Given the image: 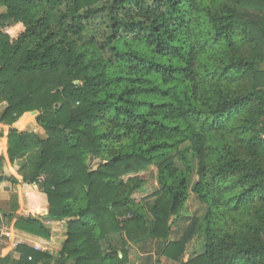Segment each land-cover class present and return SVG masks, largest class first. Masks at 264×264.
<instances>
[{"label": "trees", "instance_id": "trees-1", "mask_svg": "<svg viewBox=\"0 0 264 264\" xmlns=\"http://www.w3.org/2000/svg\"><path fill=\"white\" fill-rule=\"evenodd\" d=\"M0 10L6 157L27 158L6 180L47 209L19 216L13 205L4 218L16 231L60 238L58 264H129L123 238L159 241L173 264H264V0H0ZM29 116L45 139L14 128ZM152 167L149 224L134 195ZM191 196L205 215L172 240ZM193 238L201 251L185 261ZM14 252L0 264L56 260Z\"/></svg>", "mask_w": 264, "mask_h": 264}, {"label": "rangeland", "instance_id": "rangeland-1", "mask_svg": "<svg viewBox=\"0 0 264 264\" xmlns=\"http://www.w3.org/2000/svg\"><path fill=\"white\" fill-rule=\"evenodd\" d=\"M2 10H0L1 14ZM35 117L36 116H29L27 117L20 125L15 124L14 128L18 129L19 131L22 132H27V133H36L38 134L42 139H45V135L43 134L42 130L38 128L35 124ZM7 128V127H6ZM4 135L3 129H0V138H3L2 136ZM2 147L0 143V153H1ZM4 157V158H3ZM27 158L18 160L15 164L10 165L9 161L5 156L2 154L0 156V177H3L4 180L0 183V191L3 190L2 187H4L5 182L7 183L8 178H15V179H20V174L19 170L20 167L25 165V161ZM98 163V160L92 161L89 165L91 166V170H95V165ZM156 176H157V171L156 168H151L149 171L145 173L139 174V178L143 180L144 185L139 193H136L134 195V198L137 202H140L144 205L145 207V212H146V217L149 219V224L152 222L151 220V208L154 206L155 200H156V193L159 189L157 182H156ZM7 179V180H6ZM11 186V194L7 197V200H1L0 196V227L4 226L5 228L9 229L10 225L12 223L11 219L4 218L6 217L4 213H11V208L13 205L17 204L19 206L17 214L20 215H25L31 210H36L41 217L44 218L46 214V206H36V208L29 206L26 200L27 196H24V192L28 193H35L34 190L30 189H21V185L13 186L11 183H9ZM21 195V200L18 197V193ZM15 191V192H14ZM26 192V193H27ZM1 195V192H0ZM39 201V200H38ZM21 202V204H20ZM30 207V209H29ZM186 210L187 214L185 219H178L176 220L175 224L172 225V235L171 239L172 240H177L180 235L184 234V231L190 227V224L194 222V220H197L199 217H203L206 212V208L202 207L196 199L191 196V199L188 201L186 204ZM44 224H47L46 219H41ZM174 220V218L172 219ZM9 232V230H8ZM179 235V236H177ZM10 237L8 239L9 243H7V248L8 250H5L3 252V257L5 258H15L17 259V255L14 252L15 248H12V243H15L16 246L20 244H25L31 247L34 250V246L38 245L40 247V252H48L50 253L56 260L53 262V264H58L57 259L59 258V252L61 251V244H60V238L58 240H54L53 242L47 241H33L28 239L26 236H21L18 237L17 235L10 234ZM126 247L128 248V262L129 264H173L171 262L166 261L163 257H161L160 254V243L159 241H154L150 239H143L137 243H132L131 241L127 240V242L124 240ZM109 240L112 242V244L116 247L118 251L121 250L122 248V237L113 235L109 237ZM10 246V248H8ZM201 239L198 238H193L191 241L188 243L187 248H186V253H185V261L188 260L189 258H192L198 254L201 249ZM64 264H74L73 262H65Z\"/></svg>", "mask_w": 264, "mask_h": 264}, {"label": "crops", "instance_id": "crops-1", "mask_svg": "<svg viewBox=\"0 0 264 264\" xmlns=\"http://www.w3.org/2000/svg\"><path fill=\"white\" fill-rule=\"evenodd\" d=\"M4 108H5V105H1L0 106V114H1V112L4 110ZM3 129V132H4V135L2 136L3 138H0V143H1V147H2V150H1V153H0V156H2V154L5 156V158H7L6 157V134H7V132H8V128H6V126H4V125H2V124H0V129ZM4 158V157H3ZM11 185L7 182H5V185H4V187H2V189L3 190H1L0 192H1V200H4V201H6L7 200V197L11 194V190H13V188L11 189V187H10ZM18 187V186H17ZM21 189H23L22 187H20ZM15 192V191H14ZM22 191L20 190V192H17L18 193V197H19V199L21 200V195H20V193H21ZM21 197V198H20ZM20 204H21V202H20ZM10 227H11V230L13 231V235H17L18 237H21V236H26L28 239H30V240H33V241H43V242H46V243H48L47 241H45V240H43V239H40V238H37V237H34V236H31V235H28V234H25V233H22V232H19V231H16L14 228H13V222L11 223V225H10ZM49 244V243H48ZM8 248H10V246L8 247ZM6 250H8V249H6Z\"/></svg>", "mask_w": 264, "mask_h": 264}, {"label": "built area", "instance_id": "built-area-1", "mask_svg": "<svg viewBox=\"0 0 264 264\" xmlns=\"http://www.w3.org/2000/svg\"><path fill=\"white\" fill-rule=\"evenodd\" d=\"M23 195L27 196L28 193L24 192ZM8 230H9V232H8ZM10 234H13L11 227L9 229L5 228L4 226L0 227V259L3 258V252L7 248V243H9L8 239L10 237H12V236H10ZM15 247H16V244L12 243V248H15ZM34 250L40 251V247L38 245H35ZM29 260H31V259L29 258Z\"/></svg>", "mask_w": 264, "mask_h": 264}, {"label": "water", "instance_id": "water-1", "mask_svg": "<svg viewBox=\"0 0 264 264\" xmlns=\"http://www.w3.org/2000/svg\"><path fill=\"white\" fill-rule=\"evenodd\" d=\"M3 179H4L3 177H0V183L2 182Z\"/></svg>", "mask_w": 264, "mask_h": 264}]
</instances>
